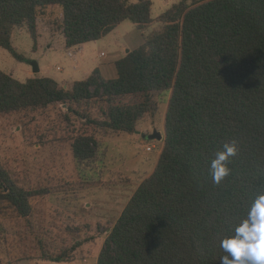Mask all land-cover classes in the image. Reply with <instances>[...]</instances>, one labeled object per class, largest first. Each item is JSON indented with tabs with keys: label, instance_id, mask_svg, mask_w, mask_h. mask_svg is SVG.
<instances>
[{
	"label": "trees",
	"instance_id": "16d2710c",
	"mask_svg": "<svg viewBox=\"0 0 264 264\" xmlns=\"http://www.w3.org/2000/svg\"><path fill=\"white\" fill-rule=\"evenodd\" d=\"M51 6L61 10L67 49L122 22L140 30L152 22L151 0H0V47L23 61L14 30L27 28L37 39V20ZM161 21L162 31L115 62L116 78L96 69L66 89L53 78L21 82L0 70V118L25 121L66 106L57 124L73 126L80 173L101 166L103 139L135 133L144 114L156 111L154 98L169 94L155 167L111 229L98 264H220L221 241L264 194V0H182ZM233 141L230 173L214 183L211 161ZM35 192L0 163V214L27 219ZM7 240L0 223V245ZM40 248L44 260L62 263L77 245L52 251L40 240Z\"/></svg>",
	"mask_w": 264,
	"mask_h": 264
},
{
	"label": "rangeland",
	"instance_id": "374dc122",
	"mask_svg": "<svg viewBox=\"0 0 264 264\" xmlns=\"http://www.w3.org/2000/svg\"><path fill=\"white\" fill-rule=\"evenodd\" d=\"M151 1L152 22L144 36L137 30V37L146 38L162 31L165 23L161 16L182 0ZM61 19L58 6L46 8L37 20L36 41L27 28L15 29L12 45L25 59L19 61L0 47V70L21 82L36 77L53 78L59 84L83 80V59L91 56L99 61V50L109 53V45L87 46L85 54H78L74 61L63 46ZM124 32L126 36L131 33L128 28ZM131 36L134 37L133 33ZM73 54L76 56L77 51ZM34 61L39 64L38 73L33 72ZM114 75L117 76L116 71ZM168 95L154 98L157 109L137 122L139 133L103 139L101 166L81 173L79 168L83 166L77 167L71 148L73 126L57 124L59 109L64 111L66 106H52L26 122L18 116L0 118V163L24 188L40 193L31 200L32 210L27 219L1 212L0 223L8 238L7 246L0 245L3 264H98L111 229L155 167L164 143ZM154 129L163 133L162 141L143 136ZM148 145L151 152L146 149ZM40 240L52 251L76 245L77 248L68 262L47 261L43 259Z\"/></svg>",
	"mask_w": 264,
	"mask_h": 264
},
{
	"label": "clouds",
	"instance_id": "9594fccd",
	"mask_svg": "<svg viewBox=\"0 0 264 264\" xmlns=\"http://www.w3.org/2000/svg\"><path fill=\"white\" fill-rule=\"evenodd\" d=\"M235 141L225 143L211 161L210 175L219 183L229 175V158L237 154ZM225 253L220 264H264V194L259 195L244 219L234 230V235L221 241Z\"/></svg>",
	"mask_w": 264,
	"mask_h": 264
},
{
	"label": "crops",
	"instance_id": "0c3cea01",
	"mask_svg": "<svg viewBox=\"0 0 264 264\" xmlns=\"http://www.w3.org/2000/svg\"><path fill=\"white\" fill-rule=\"evenodd\" d=\"M128 28L130 30V34L126 36V34H124V30ZM148 27L145 28L144 30H140L138 29L137 25L132 23V22H122L120 24H118L116 26V28H114L109 34H107L106 36L100 38L99 40L96 41H92V42H88L85 44H81L79 46L67 49L65 47V38L63 36V46L65 47V49L67 50H71L73 52H75V50L77 51V55L70 57L67 53V55L71 58L74 59V61H77L78 59V54L83 55L85 54L86 50H87V46L92 47H99L100 43L104 44V45H109L110 48V52L109 53H105L103 50H99L98 52V59L99 61H95L94 59L91 58V56H87L83 59V78L85 79L87 78L95 69H99V71L101 72V74L104 76V78L106 79H111V78H116L114 75V71L117 72L116 67H115V62L124 57L128 52L127 50H133L137 47H139L141 44L144 43L145 39L144 37H137L135 35L136 31L138 30L139 32L141 31L142 36H144L146 34ZM133 33L134 37L131 36V34ZM145 33V34H144ZM119 39L118 41H116V39ZM111 44L113 45V47L111 46ZM112 48V49H111ZM68 52V51H67ZM126 52V53H125ZM57 81V80H56ZM76 81H80V80H72L69 83H63L64 84V88H70L71 85H73L74 82ZM60 83V82H59ZM63 84H60L63 86Z\"/></svg>",
	"mask_w": 264,
	"mask_h": 264
},
{
	"label": "water",
	"instance_id": "95a60500",
	"mask_svg": "<svg viewBox=\"0 0 264 264\" xmlns=\"http://www.w3.org/2000/svg\"><path fill=\"white\" fill-rule=\"evenodd\" d=\"M127 52H129V50H127ZM32 66H33V72L34 73L40 72V67H39V64H38L37 61H34L32 63ZM137 132L139 133L140 131H137ZM143 136L144 137H148L151 140H155V139L159 140V141L163 140V133L161 131L157 130V129H154L152 133L144 134Z\"/></svg>",
	"mask_w": 264,
	"mask_h": 264
},
{
	"label": "built area",
	"instance_id": "2783aa9c",
	"mask_svg": "<svg viewBox=\"0 0 264 264\" xmlns=\"http://www.w3.org/2000/svg\"><path fill=\"white\" fill-rule=\"evenodd\" d=\"M68 55L70 56V57H73L74 56V54H73V52L71 51V50H69L68 51ZM146 149H147V151H152V147L150 146V145H148L147 147H146Z\"/></svg>",
	"mask_w": 264,
	"mask_h": 264
}]
</instances>
